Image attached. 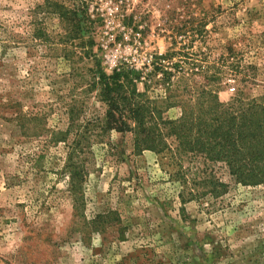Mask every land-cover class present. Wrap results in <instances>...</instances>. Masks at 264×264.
<instances>
[{
	"label": "rangeland",
	"instance_id": "374dc122",
	"mask_svg": "<svg viewBox=\"0 0 264 264\" xmlns=\"http://www.w3.org/2000/svg\"><path fill=\"white\" fill-rule=\"evenodd\" d=\"M43 1L0 0V264H264V183L194 154L183 181L168 153L91 129L70 190L71 137L52 140L70 106L81 124L102 116L91 71L149 55L146 95L164 118L194 112L202 91L224 105L264 96V0H57L83 14L82 40Z\"/></svg>",
	"mask_w": 264,
	"mask_h": 264
},
{
	"label": "trees",
	"instance_id": "16d2710c",
	"mask_svg": "<svg viewBox=\"0 0 264 264\" xmlns=\"http://www.w3.org/2000/svg\"><path fill=\"white\" fill-rule=\"evenodd\" d=\"M43 2L42 7L66 20L69 39L82 40L80 33L85 20L79 9H68L57 0ZM32 35L38 39L47 36L40 27H34ZM89 44H93L92 40ZM91 80L90 86L98 90L97 99L106 106L102 116L81 124L70 106L66 129L52 137L54 142H66L71 137L64 165L70 177V190L78 185L82 170L75 159L91 144V129L97 130L96 135L100 137L111 130L130 132L136 154L143 150L157 155L168 153L178 164L177 172L183 181L190 172L188 167L182 169L184 157L194 154L209 162L223 161L231 176L243 185L264 183V96L246 103L224 105L210 91H202L204 97L194 112L188 109L179 118L169 119L161 115L157 103L146 95L149 87L146 81L142 83V91L136 90L137 71L122 67L106 73L101 69L91 71ZM170 100L169 94L162 102L168 104ZM218 184L223 187L222 183ZM189 194L192 193L189 191Z\"/></svg>",
	"mask_w": 264,
	"mask_h": 264
},
{
	"label": "built area",
	"instance_id": "2783aa9c",
	"mask_svg": "<svg viewBox=\"0 0 264 264\" xmlns=\"http://www.w3.org/2000/svg\"><path fill=\"white\" fill-rule=\"evenodd\" d=\"M128 31V35H125L124 37L129 38L130 40L133 39L134 42L138 41L139 37H141V34L139 33L140 30L137 31V29H131ZM154 60H152V56L149 55L148 57L144 58V61L140 62H129V63H121V64H115L116 66L113 69H120L122 67L130 68L138 72L139 75V83L142 84L144 81H146L147 73L151 72L152 70L156 69V65H154ZM157 64V63H155ZM112 69V70H113ZM233 89V88H231Z\"/></svg>",
	"mask_w": 264,
	"mask_h": 264
}]
</instances>
